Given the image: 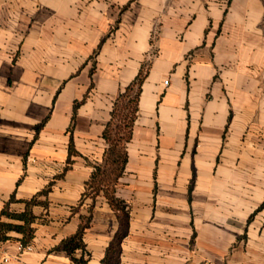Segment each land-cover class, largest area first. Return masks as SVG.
Returning a JSON list of instances; mask_svg holds the SVG:
<instances>
[{
  "label": "crops",
  "instance_id": "crops-1",
  "mask_svg": "<svg viewBox=\"0 0 264 264\" xmlns=\"http://www.w3.org/2000/svg\"><path fill=\"white\" fill-rule=\"evenodd\" d=\"M144 64L117 211L84 192ZM49 186L0 264H264V0H0V214Z\"/></svg>",
  "mask_w": 264,
  "mask_h": 264
},
{
  "label": "trees",
  "instance_id": "trees-1",
  "mask_svg": "<svg viewBox=\"0 0 264 264\" xmlns=\"http://www.w3.org/2000/svg\"><path fill=\"white\" fill-rule=\"evenodd\" d=\"M148 74V65L144 64L137 77L125 88L114 102L111 118L103 132V138L107 143L104 160L101 164L95 165L90 180L86 185L85 197L95 198L103 193L109 204L117 211L125 209L123 201L116 196V185L123 176L128 162L127 145L133 136V128L138 116L139 101L142 92L143 83ZM84 101L75 103V113L78 106ZM75 114L72 117V123L69 128L71 132L69 141V158L67 163H72V156L77 155L73 139V128L75 124ZM50 186L37 193L30 200L25 201L23 211L11 209V204L17 202L16 193L11 195L8 202L5 203L0 214V244L11 238L10 233L17 232L22 234L21 243L27 246L32 239L35 221V215L32 208L35 205L44 204L39 197L46 195ZM8 218L11 222L5 221ZM88 221L83 223L75 235L64 240L61 247L68 250L74 248H84L83 234L88 227ZM123 235L118 234L107 248L103 264H120L121 243Z\"/></svg>",
  "mask_w": 264,
  "mask_h": 264
},
{
  "label": "built area",
  "instance_id": "built-area-1",
  "mask_svg": "<svg viewBox=\"0 0 264 264\" xmlns=\"http://www.w3.org/2000/svg\"><path fill=\"white\" fill-rule=\"evenodd\" d=\"M165 83L168 84V81H165ZM20 247H21L22 249H24V248H27L28 246H24V245L21 243V244H20Z\"/></svg>",
  "mask_w": 264,
  "mask_h": 264
}]
</instances>
